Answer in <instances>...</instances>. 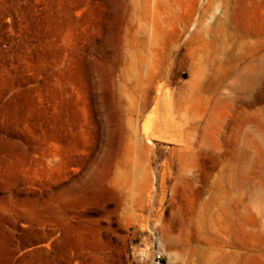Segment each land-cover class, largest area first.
<instances>
[{
  "label": "rangeland",
  "instance_id": "rangeland-1",
  "mask_svg": "<svg viewBox=\"0 0 264 264\" xmlns=\"http://www.w3.org/2000/svg\"><path fill=\"white\" fill-rule=\"evenodd\" d=\"M0 264H264V0H0Z\"/></svg>",
  "mask_w": 264,
  "mask_h": 264
}]
</instances>
